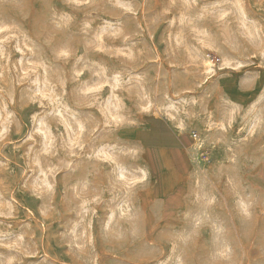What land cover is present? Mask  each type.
<instances>
[{"label": "rangeland", "instance_id": "1", "mask_svg": "<svg viewBox=\"0 0 264 264\" xmlns=\"http://www.w3.org/2000/svg\"><path fill=\"white\" fill-rule=\"evenodd\" d=\"M0 264H264V0H0Z\"/></svg>", "mask_w": 264, "mask_h": 264}, {"label": "crops", "instance_id": "2", "mask_svg": "<svg viewBox=\"0 0 264 264\" xmlns=\"http://www.w3.org/2000/svg\"><path fill=\"white\" fill-rule=\"evenodd\" d=\"M239 89L248 90L242 84ZM222 93L229 101L237 102L227 90L222 89ZM151 121H146L143 126L137 127V131L131 132L129 140H136L147 152L160 154L167 163L163 167L161 185L167 186L168 190L174 189L175 184L180 187L189 168L187 164L193 160L190 151L192 136L176 130L164 119L157 117Z\"/></svg>", "mask_w": 264, "mask_h": 264}, {"label": "built area", "instance_id": "3", "mask_svg": "<svg viewBox=\"0 0 264 264\" xmlns=\"http://www.w3.org/2000/svg\"><path fill=\"white\" fill-rule=\"evenodd\" d=\"M191 136L196 139L198 137V133L196 131H192Z\"/></svg>", "mask_w": 264, "mask_h": 264}]
</instances>
